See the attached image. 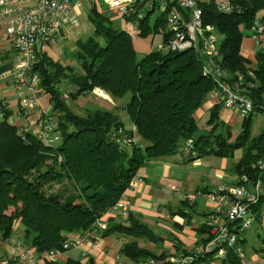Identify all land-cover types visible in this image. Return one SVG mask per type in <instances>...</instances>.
<instances>
[{
	"label": "trees",
	"instance_id": "1",
	"mask_svg": "<svg viewBox=\"0 0 264 264\" xmlns=\"http://www.w3.org/2000/svg\"><path fill=\"white\" fill-rule=\"evenodd\" d=\"M233 4L230 13L220 12L212 4L199 6L203 26L211 27L216 35L210 58L200 43L182 52L163 50L169 37L164 17L157 15L148 21V7L140 9L136 21L123 19L138 22L134 35L140 38L161 36L157 51L138 57L134 35L115 28L111 14H102L92 6L87 12L91 32L75 42L74 65L62 67L49 58L38 60L33 71L39 78L38 88L50 98L51 132L60 140L50 145L41 136L19 133L9 121L12 112L0 103L1 242L17 234L18 223L21 245L35 253L32 258L39 264H81L80 256L62 263L46 255L71 251L65 245H70L72 236L89 231L122 197L143 165L178 154V148L188 142L192 144L188 160L205 155L231 159L239 151L232 167L234 175L257 176L256 162L264 155V124L258 135L250 134L253 115L260 114L264 122V0H233ZM168 6L177 4L170 0ZM257 23L263 26V34L257 44L252 40L255 53L251 61L243 54L241 43L247 33L251 38L250 26ZM207 65L220 72L219 80L206 72ZM219 83L245 96L254 107L252 113L238 116L240 131L232 140L226 138L230 130L222 119L223 104L196 117L212 93L225 94ZM60 85L72 88L67 104L62 97L68 90H60ZM94 89L110 96L116 111L94 106L83 115L75 113L74 102L82 96L88 98ZM198 121L204 125L198 126ZM127 123L133 127L127 129ZM121 126H125L126 136L139 139L137 144L128 148L115 141L114 132ZM114 219L116 223L107 224L102 238H128L119 248L121 256L135 264L152 259L169 264L171 255L155 256L150 248L138 247L139 241L159 240L150 227L132 214L125 221L118 216ZM196 232L200 244L210 241L204 226ZM88 259L85 264H95ZM203 260L209 263L212 255H197L192 264ZM222 263L242 264L230 251Z\"/></svg>",
	"mask_w": 264,
	"mask_h": 264
},
{
	"label": "crops",
	"instance_id": "2",
	"mask_svg": "<svg viewBox=\"0 0 264 264\" xmlns=\"http://www.w3.org/2000/svg\"><path fill=\"white\" fill-rule=\"evenodd\" d=\"M75 1L77 2V0H71L73 7L70 16H74L78 20L79 15L85 13L87 16L88 10L92 6H95L98 12L102 14H111V20L115 28L121 30L125 29L128 33L134 35V30L132 29L133 25L112 15L107 8L106 0H80L78 5H74ZM146 1L147 3L142 5L140 9L143 7L150 8L148 21L152 22L156 18L155 17L151 21V17L154 13L163 15L165 20L166 11L161 10L162 2L169 8L168 2H170V0ZM196 3L199 6L206 4L215 6L212 0H196ZM101 8H104V11H102ZM113 18L119 20L115 22ZM76 29L59 32L52 43L42 48L40 60L49 58L52 61H58L59 65L62 67L70 66L69 64L72 66L74 64V51H69L64 47L67 37L76 42L84 39L89 33L83 34L82 32L77 36ZM164 31L167 32L165 24ZM151 36L155 35L152 34ZM241 46L243 54L253 61L255 46L249 33L243 37ZM54 47H57V60L53 58L50 53L51 48ZM12 60L13 51L11 47L0 40V103L7 106L12 112L9 121L15 125V127H21L25 129L26 132L40 137L44 134V122L52 118L50 98L47 94L39 90L37 104L35 106H26L25 102L28 94L24 90H16L13 88ZM104 98L106 99L102 102L106 105L105 107L100 106V103L95 101H90L93 104L91 106L110 110L109 107L113 102L109 101L106 95ZM78 100H80V98ZM214 105H218L216 99L210 98L196 113V117H202L203 114H206ZM92 107L86 109L84 113ZM231 116H236V118H238L236 113L224 111L222 119L225 123L233 126L232 123L236 118L228 120ZM124 123H126V120ZM126 126L132 128V125ZM123 128H125V126ZM48 137L52 136L48 134ZM234 154H238V160L240 156L239 151ZM187 156L188 154H175L161 161H150L149 164L143 165L137 172V176L142 177L143 181L137 183L129 190L123 199V201L128 204L129 211L133 218L146 224L153 230L154 234L158 235V241L138 242V247L144 246L150 248V251L155 256L162 253L171 255L175 252V247L177 245L188 251L197 249L200 246L198 245L200 242L196 229L202 226L206 214L214 213V211L218 209V206L209 199V196H214L213 194L216 193L219 187L231 189V187L235 186L237 183V176L232 172V167L237 163V160L233 163V158L215 157L216 159H206L202 161L201 158L204 156L188 160ZM201 167L205 168V170H211V181L207 182L203 180ZM213 181L217 184H212ZM226 181L233 182V184L228 186L225 184ZM203 183H206V185ZM191 198L192 200L189 201L188 199ZM227 205L228 204H224L223 207L226 208ZM257 210L256 218L242 236V264H264V232L262 225V221L264 220V201ZM115 220L116 219H109L104 216L106 226L108 223H116ZM16 228L17 234L13 238L4 242L0 241V260L3 263L9 261L11 258L12 264H31V259L35 253L27 247L23 248L18 238L21 232L20 224L17 223ZM166 231L170 232L167 236L165 234ZM169 236L170 238H168ZM128 240V238H126V240L119 238L118 235L106 236L102 238L98 248L91 251L88 250L87 258L84 259L82 257L79 261L81 264H85L89 258L93 259L95 264H135L119 254L120 246ZM82 248L85 249V247ZM79 253L81 254V250L68 251L67 253L59 254L55 260L62 263H65L68 258L76 260L79 257ZM152 261L155 264H163L161 259H152ZM210 264L223 263L214 262Z\"/></svg>",
	"mask_w": 264,
	"mask_h": 264
},
{
	"label": "built area",
	"instance_id": "3",
	"mask_svg": "<svg viewBox=\"0 0 264 264\" xmlns=\"http://www.w3.org/2000/svg\"><path fill=\"white\" fill-rule=\"evenodd\" d=\"M171 1H175L177 6L167 8L162 2L161 10L166 11L165 28L170 33V37L164 43L163 50L182 52L194 48L197 43H200L205 55L210 58L216 35L212 33L211 27L203 26L201 9L196 0ZM212 1L220 12L230 13L234 10L233 0ZM79 2L80 0L75 1L74 5H78ZM71 3V0H0V40L9 45L13 51V88L24 90L28 94L26 106L37 104V95L40 90L38 88L39 78L33 68L40 59L42 48L52 43L59 32L76 29L79 25L77 18L70 16L73 7ZM106 3L112 15L121 19L135 18L136 21L141 15L140 7L147 1L106 0ZM131 24L135 26L138 22H131ZM250 33L252 40L257 44L263 34V26L259 23L250 26ZM129 34L132 35V33ZM212 67L207 65L206 72L211 75L212 79L219 80L220 72L218 70L214 72ZM218 86L225 93L216 95L217 98L220 97L224 111H232L241 118L253 112V104L245 96L232 93L228 87H224L221 83ZM50 120L51 118L44 122L47 124V133L41 137L46 143L53 144L60 140V137H48V133L54 128ZM18 129L26 133L25 129L21 127ZM191 148L192 144L188 142L178 148V151L181 154H186ZM256 169L257 176L255 178L241 175L237 178V185L233 188L219 187L216 191L217 195L209 196V199L218 206V209L209 214L205 221L206 227H209L210 232L212 231V240L199 246L195 254L202 255L216 251L215 259L218 260L224 259L228 251L237 255L241 254L239 243L245 230L256 217L253 209L264 200V155L257 160ZM188 200L190 201L192 198ZM122 202L124 204L118 206L120 215L123 219H127L130 213L128 204L123 200ZM224 204H228L225 209L222 208ZM110 213L112 214L113 210H110ZM101 217L96 219L91 229L86 233L73 235L72 242L70 245L66 244L65 248L70 246L71 251L81 250V256L86 259L88 250L91 251L99 247L100 238L106 229L105 222L104 227V224L99 220ZM58 255L59 253L50 252L46 256L49 259H56ZM193 258L194 255L183 254L172 258L170 264H190ZM31 264H39V262L32 258ZM145 264L155 263L149 261Z\"/></svg>",
	"mask_w": 264,
	"mask_h": 264
},
{
	"label": "rangeland",
	"instance_id": "4",
	"mask_svg": "<svg viewBox=\"0 0 264 264\" xmlns=\"http://www.w3.org/2000/svg\"><path fill=\"white\" fill-rule=\"evenodd\" d=\"M101 10L104 11V8H101ZM107 15H109V14H107ZM156 15L157 14H155V13L152 15L151 21L156 17ZM118 20L119 19L113 18V21H115V22H117ZM77 21L79 22L78 23L79 24L78 25L79 27L76 29L77 36H79L82 32H83V34H87L88 32H91V25L88 22L87 16H86L85 13L83 15H79V18H78ZM133 28H134V26H133ZM122 30L125 31V29H122ZM132 41H133V45H134V48H135V51H136V54L138 55V57H142V56L148 54L151 51H155V50L157 51L159 49V47L162 45L161 44V36L158 35V34L155 35V36L149 35L146 38H140V37L134 35L132 37ZM64 47L67 50H69V51H72V50L74 51L75 50V42L72 39H70L69 37H67V40L65 41V46ZM56 48L57 47L51 48L50 53H51L52 57L57 60V58H58V56H57L58 55V52H57V49ZM69 65L71 66V64H69ZM49 70H51V69H49ZM59 89L62 90V91L65 90V89L68 90L65 94H63V97H62V99H64L65 103L67 104L68 103V99H69V92L72 90V88L70 89L69 86H67V87L64 88V86L60 85L59 86ZM105 95H106V97H107V99L109 101L113 102V100H112V98L110 96H107V94L103 93L102 91H100L98 89H94L92 91V95H90L88 98H85L84 96H82L80 98V100L77 99L75 101V103H74V105H75V108H74L75 113H77L79 115H83L84 114L83 110L85 108L92 107L91 105H93V104L90 101H95L97 103H100V106H102V107L104 106L105 107L106 105L104 104V102H102V101H105V99H106V98H104ZM216 95H219V92L218 91H216V92H214V93L211 94V99L212 98H215L216 101H217V103L221 106V99H220V97L217 98ZM114 105H115L114 103L112 105H110L109 109L110 110H115L116 108L113 109ZM93 108L94 107H92V109ZM199 115H201V114H199ZM235 118H236V116H233V117L231 116L228 120L235 119ZM240 118L238 117V118H236L234 120V122L232 123L233 126L227 124L228 125V128L230 130V137H226V138L232 140L238 134V132L240 131ZM125 120H126V122H128V120L126 118L124 119V122H125ZM263 124H264L263 117L260 114L253 115L252 118H251V134L250 135L251 136L258 135L260 133V131L262 130ZM127 125H128V123H127ZM203 125L204 124H202L201 121L200 122L198 121V126H203ZM46 126H47V124L45 123L44 124V133H47ZM121 127L118 130H116V132H114V139H115V141L117 143H119L120 145L127 146L128 148H129V146L131 144H137V141H139V139L137 137L132 136V135H127L126 136L124 134V129H125V128H123L124 126L122 128ZM127 129H129V127H127ZM21 132L25 133V131L19 130V133H21ZM48 134L50 136H52V137L59 136V135H57V134H55L53 132H50ZM223 134L226 135L225 132ZM47 144H50V143H47ZM178 154H181V153L178 151ZM237 156H238V154H234L233 157H232L233 159L231 158L233 160L232 161L233 163L236 162ZM206 159H216V158L213 155H208V156H204V157L201 158L202 161H205ZM200 169H201V172H202V178H203V180H205L207 182L211 181V179H210L211 170H205V168H203V167H201ZM141 181H143V178L136 175L129 182L128 188L124 191V193L122 194V197L113 206L108 207V209H106L104 211V214L101 215L102 217L100 216L101 218L99 220H100L101 223L104 224V218H103L104 216H106L109 219H114L116 216H120V220H124L125 221V219H123L122 216L120 215V210H119L118 206L124 204L122 202V200L124 199V196L126 195V193H128V191L131 190L135 186V184H137L138 182H141ZM203 184L206 185V183H203ZM212 184H217V183H215L213 181ZM225 184L228 185V186H231L233 184V182L226 181ZM110 210H113V213L112 214L110 213ZM262 225H263V232H264V220L262 221ZM104 227H105V224H104ZM211 233H212V231L209 233V235H211ZM103 234L104 233H102V237H103ZM165 234L167 236V235L170 234V232L169 231H166ZM155 235L158 236L157 234H155ZM102 237L100 238V242L102 240ZM168 238H170V236ZM25 247L26 246L23 244V248H25ZM215 255H216V253L213 254V257H215ZM79 256H80V258H82V256L80 254H79ZM173 256L177 257V253L174 254ZM203 261H205V260H203ZM8 262L9 261L3 262V264H8Z\"/></svg>",
	"mask_w": 264,
	"mask_h": 264
},
{
	"label": "clouds",
	"instance_id": "5",
	"mask_svg": "<svg viewBox=\"0 0 264 264\" xmlns=\"http://www.w3.org/2000/svg\"><path fill=\"white\" fill-rule=\"evenodd\" d=\"M189 153V151L186 153V154H188ZM238 177H236V179H237ZM236 182H237V180H236ZM139 183V182H138ZM236 185H237V183H236ZM234 187V186H233ZM233 187H231V188H233ZM225 188V187H224ZM227 189V188H226ZM213 195H217V193H214ZM264 201V200H263ZM263 201H261V202H263ZM260 202V203H261ZM258 205H256L255 207H254V212L256 213V207H257ZM222 208L223 209H225L223 206H222ZM215 212V211H214ZM131 213H129V215H130ZM212 214V213H211ZM209 214H206V216H205V220L203 221V223H202V226H204L207 230H208V232L210 233V230L206 227V225H205V221H206V218H207V216H208ZM129 217V216H128ZM256 218V217H255ZM126 220V219H125ZM218 220H219V218H218ZM107 227V226H106ZM211 236V239H210V241L212 240V235H210ZM199 245V244H198ZM203 245H205V243H201L200 244V246H203ZM239 245H240V247H241V254L240 255H237V254H235V253H233V252H231V253H233V254H235V255H237V257L240 259V261H241V258H242V254H243V249H242V240L240 241V243H239ZM198 249V248H197ZM197 249H194V250H192V251H188V250H185V249H183V248H181L179 245H177L176 247H175V252H173V254H171V256L169 257V259H168V263L170 264L171 263V259L172 258H174L175 256H173L174 254H176L177 253V257L178 256H181V255H183V254H185V255H194V258H193V261H194V259H195V257L197 256V255H201V254H195V252H197ZM214 253H216V251H213L212 253L210 252V255H212V261H210L209 263H206L205 261H203L202 262V264H210V263H214V262H221L222 263V261L225 259H222V260H218V259H215V257H213V254ZM209 253H207V255H208ZM173 256V257H172ZM206 258V260H207V257H205ZM149 261H152V260H148L146 263H148ZM192 261V262H193ZM192 262L190 263V264H192ZM145 264V263H144Z\"/></svg>",
	"mask_w": 264,
	"mask_h": 264
}]
</instances>
